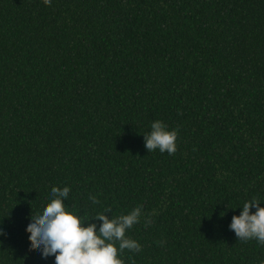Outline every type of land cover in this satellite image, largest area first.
I'll return each mask as SVG.
<instances>
[{
    "label": "trees",
    "instance_id": "trees-1",
    "mask_svg": "<svg viewBox=\"0 0 264 264\" xmlns=\"http://www.w3.org/2000/svg\"><path fill=\"white\" fill-rule=\"evenodd\" d=\"M53 186L86 219L142 206L123 264H264L229 229L264 201V0H0V264H54L25 231Z\"/></svg>",
    "mask_w": 264,
    "mask_h": 264
},
{
    "label": "clouds",
    "instance_id": "clouds-1",
    "mask_svg": "<svg viewBox=\"0 0 264 264\" xmlns=\"http://www.w3.org/2000/svg\"><path fill=\"white\" fill-rule=\"evenodd\" d=\"M47 5L50 0H44ZM176 129H169L161 120L150 124V131L143 134L144 147L149 152L159 150L169 155L176 151ZM70 188L53 186L49 200L42 210L31 213L25 231L29 234V248L36 249L41 258H54V264H123L121 255L125 249L139 252L141 245L129 238L126 232L140 223L142 206L132 208L126 214L111 217V208H105L93 218L86 219L76 209H70L68 200ZM93 205L99 203L90 196ZM264 201L252 198L244 201L239 215H233L229 224L235 236L242 241L256 240L264 245ZM233 209V208H232ZM235 209V208H234ZM255 209V211H250ZM99 221L88 223V221ZM150 224V220H145ZM0 237L6 233L0 227ZM2 242V241H0Z\"/></svg>",
    "mask_w": 264,
    "mask_h": 264
}]
</instances>
